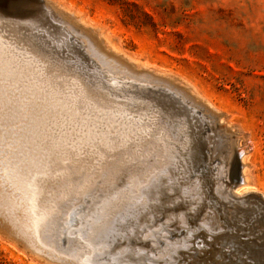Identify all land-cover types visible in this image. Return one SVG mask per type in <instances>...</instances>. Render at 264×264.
<instances>
[{
	"label": "rangeland",
	"instance_id": "rangeland-1",
	"mask_svg": "<svg viewBox=\"0 0 264 264\" xmlns=\"http://www.w3.org/2000/svg\"><path fill=\"white\" fill-rule=\"evenodd\" d=\"M48 1L52 5L53 3L57 5L59 10H62L67 16L70 15L68 19L74 24L72 26H77L74 28L67 26L65 28L66 25L63 23L65 20L63 18L61 19L58 13L51 11L45 5L47 13L43 16L44 18L30 16L29 18L23 19L25 29L20 31L19 35L15 38H6L5 43H8H3L5 45L0 44V48L3 47L4 53L0 49V60L2 61L0 62V76L3 78L9 77L8 79L5 78L7 81L0 77V81L2 78L0 83H3V86L0 85L2 88L4 87V89H0V92H2V94L0 93V98L4 99L5 104L9 106L5 105V108L1 107L0 109V116H2V113L3 117L5 116V119L0 117L2 119H0V126L2 125L0 128H3L0 129V147L8 141V143L6 142L4 144L6 147L3 145L4 149L3 147L2 149L0 148V152L4 150L2 151L3 155L0 153V159L3 162L5 158L8 159L7 162L5 160L4 164H8L9 159H12L9 163L11 162L10 164H13V167L10 164H6L7 168L5 170V165L0 160V170L2 169L0 177L3 176L0 178V183L3 182L1 183L2 185L5 182L2 187L4 188L5 185H8L5 187L7 190H5L7 192L9 191L8 193L11 191L15 199L20 194L24 199H27L33 191L35 180L40 178L48 163L50 164L52 162L56 166V170H62L65 165H68L69 169L67 170L66 176H63L61 179H56L57 181L55 180L53 183L52 191L54 190L56 205L49 213L50 215L48 214L45 218L40 236L43 246L49 248V245H51L50 247L53 248L56 254H61L60 258L61 256H63V259L68 258L71 264H193L186 261L188 256L191 255V252L193 250L201 252L211 243L209 241L210 235H212L211 233L215 229H222L219 216L213 209L215 205H219L218 203L221 200L224 201L227 197L222 195L217 189L219 188L217 179L225 175L228 178L227 175L228 171H230L231 163L234 162L236 157H239L240 162V157L242 156L245 164L243 174L247 179V186H249L248 188L254 189L255 192L243 191L247 187H241L238 183L236 187H233L234 190L232 188V192L236 193L233 194H238L239 196H246L250 193V195L256 196L264 195V0ZM8 12L0 9V15L4 14V18L10 16L8 18L13 20V13L9 12L8 14ZM79 26L82 29H92L91 34L93 35L94 33L93 36L98 40L101 37L100 41H102V46L106 48L104 49L106 53L112 54L111 50H109L112 49L116 51L113 52V57H116L115 53L121 55V58H118V55L116 57L118 60H121V63L123 62L122 64L120 63L121 65H118L119 68L116 65L118 63L114 64L111 59H109L108 64L104 61L102 64L99 61L96 62L92 52L87 48V43L84 42V38L78 32ZM26 36L30 37L36 46H40L43 49L40 50V53L44 56L45 60L53 68H56L62 73L61 75H57V79L67 77L66 79L75 80L77 78L80 82L86 83L85 86L91 95L100 99H107L110 103L104 104L97 101H89V103L92 102L93 104L87 103L88 105L86 106V97L84 100L85 103H83L84 101L77 100L71 88L72 86L69 84L70 82L68 80L66 82L65 79L58 80L59 82L57 81L55 83L52 82L53 86H50L44 80L46 70L42 65L46 61L44 62L40 58H37L34 51H31V47L25 44L23 38ZM9 44L10 46H7ZM25 52L26 54H24ZM27 54H29V57ZM2 55H4V59L1 57ZM21 56H24L25 60L27 57L29 60L35 57L33 59L37 61L35 62L33 60L35 62L33 63L32 60L28 62L29 60L27 59L24 65V57L21 58ZM16 58L17 60H14ZM21 60L23 61L21 62ZM3 62L5 63L3 64ZM124 63L131 69L125 67ZM128 63L132 64L134 68ZM9 64L10 66L13 64V67L8 68L7 66ZM15 64L18 65V68ZM122 67L123 71L121 70ZM19 68L23 70L21 71L22 73L20 72V75L18 73ZM12 69L18 70L13 71ZM125 70L129 71V74ZM130 70H134L140 77L137 75L132 76L133 72ZM27 72L31 75H26ZM35 74L41 80H44V83L47 82L45 83L46 85L38 77L36 79ZM39 74L42 75L40 76ZM124 75L126 76L124 77ZM141 75H145L143 79ZM147 75L151 76V79ZM154 75H157V77H154ZM136 76L137 78L135 79ZM161 77H164L162 81L165 80L170 83L173 81L174 85L176 83L178 87L187 89L198 100L201 99L211 111L207 112L203 110V107L196 105L189 97L185 96L176 88L164 85L160 80ZM155 78H159L160 81L158 82V79L155 80ZM165 78L169 80L167 81ZM17 80L20 83L22 82V84L25 81L24 87ZM15 81L17 84L14 83ZM38 81L42 84H39ZM10 85L14 87H10ZM16 85L18 86L15 87ZM35 85H37V91H35ZM38 85L39 87L42 85L40 87L41 89H39ZM45 86L47 88L50 87L48 91ZM42 87L43 93L45 92L44 94L40 92L42 91ZM53 89L54 91H51ZM13 91L14 93L17 92L16 95L18 98L20 97L19 99H15L16 95ZM30 91L33 92L31 93ZM53 92L58 94L60 98ZM66 93L69 94L65 95ZM21 94H23V98ZM31 94L36 99L32 98L33 96ZM54 95L59 100L55 99ZM12 96H15V98L12 99ZM42 96L44 98H41ZM105 96L106 98H104ZM37 97L39 100H37ZM29 98L34 99L37 102L36 105L39 107L36 108L35 101H31L32 99L30 100ZM65 99L68 100L65 101ZM25 100L28 101H26L27 103L30 100V104L33 103V105L25 103ZM43 102L50 106L54 104V106L52 108L50 106L47 107ZM79 102L81 104L83 103L84 106ZM14 103H16V106ZM22 104H26V110ZM41 104H43L42 107L44 106L46 110H43L44 108L42 109ZM14 106L18 109H14ZM29 106L31 107L30 109ZM74 107L78 112H74ZM48 108L54 110L52 111ZM36 110L39 112L37 113ZM13 111L17 112L14 113ZM10 112L12 113L10 114ZM35 113L40 118L39 120L34 116ZM49 114L53 117L51 118ZM27 115L29 116L27 117ZM6 116L10 119L6 120ZM34 117L37 119L35 120ZM68 117L70 120H68ZM4 121H9L10 124L12 122V126L9 122L4 123ZM21 123L22 125L20 126ZM84 123L88 125V127H85L88 131L84 128ZM3 124L6 126L9 125L5 127ZM17 124L20 127L24 125L22 127L24 129L21 130V128L13 126ZM74 124L79 125L75 126ZM60 126L62 129H60ZM5 128L8 130L7 132ZM225 128L228 129L226 130ZM95 129L98 134L95 133ZM70 130L74 131L71 133ZM11 133H13L14 137H12ZM16 133L19 136H16ZM47 135L49 136L48 138ZM111 135L113 136V138L111 137L112 139L110 138ZM222 137L225 138L223 139ZM65 142L66 144H64ZM40 143L41 145H39ZM117 144L120 147L116 150ZM229 144L232 146L230 147ZM111 145L113 148L115 147V151ZM42 146H46L44 147L45 149ZM51 147L53 148L51 149ZM62 148L63 150H61ZM55 150L58 152H54ZM81 150L85 152H81ZM168 150L169 152H166ZM26 151L27 153H25ZM201 151H203L202 155ZM62 153L64 154V159L62 158ZM73 153H76L75 157ZM83 153L86 154L84 158L82 157L84 155ZM22 154L25 158L22 157ZM41 154L42 156L40 157ZM89 155H91V158H89ZM15 157H20V159L18 160ZM76 158L78 159L76 160ZM125 158L127 163L123 160L121 161V159L125 160ZM35 159L36 161L39 160V163ZM99 159L102 160L99 162ZM20 160L22 162L24 160V162L22 163ZM34 163L36 164L34 165ZM155 163L160 165L158 166ZM20 164L22 167H20ZM81 164L82 168L79 170L74 169V167L80 166ZM104 164L105 166H102ZM24 167L26 168L25 170ZM37 167L40 170H37ZM151 168H154L153 172ZM9 169L11 170L9 171ZM15 170H17L16 173ZM18 170H24L23 172L29 174H22L20 171L21 174H19ZM9 172L10 174H8ZM14 173L16 177L12 176ZM29 175H32V179ZM8 176L14 178L9 177V179L7 178ZM17 177L21 178L15 179ZM22 178L23 181L21 180ZM14 181L15 183L18 182V184L15 185ZM21 185L23 188H21ZM82 185L86 186L83 187ZM7 187L11 189L8 190ZM29 190L30 192H28ZM241 193L243 194L241 195ZM14 195L17 196L15 197ZM85 196L86 201L83 200ZM57 197L59 198V202H57ZM18 199L16 200L18 201ZM18 202L15 204L23 205V202ZM27 203L29 202L26 201ZM221 206H223V203H221ZM227 207L225 208L228 209ZM12 210L14 211L13 214H11ZM14 213L17 212L11 207V210L10 208L8 210V215L6 213L3 217L9 220L13 216L12 220L17 221L15 219L19 214L17 213L16 215ZM198 215L199 217L197 218ZM4 218L0 217V221ZM244 225L239 223L237 230H242L243 227L245 229ZM4 227L5 225L1 221L0 264H65L61 260L62 258H55L54 255L51 257L56 261H52L48 251L45 252L46 250H41L38 247L28 246L25 242L23 243L21 238L17 240L18 238L14 237V240L12 236L8 237L5 234ZM259 227V230L254 231V229H251L245 232V243L248 242L249 247H241L244 250L254 247V252L252 249L251 251H246L247 253L252 252L253 264H264V227ZM237 230H234V232ZM198 233H202L203 239L206 238L205 242L198 236ZM227 243L222 242L215 250L213 248L215 257L222 258L221 253L226 256V259L235 257L233 253L235 249H233L230 242ZM43 253H47L48 255L44 256ZM226 259L220 260V263L223 264L226 262ZM226 263L233 264L234 261L230 259Z\"/></svg>",
	"mask_w": 264,
	"mask_h": 264
},
{
	"label": "bare ground",
	"instance_id": "bare-ground-1",
	"mask_svg": "<svg viewBox=\"0 0 264 264\" xmlns=\"http://www.w3.org/2000/svg\"><path fill=\"white\" fill-rule=\"evenodd\" d=\"M46 1V6H48L49 7V9L51 10V11H53V12H55V13H58L60 16H61V19L63 18V20H65V22H63V23H65V25H66V27L65 28H67V26L68 27H70V26H72V25H74L72 22H70V20L68 19V16H70V15H66V13H63L62 12V10H59V7L57 6V5H55L54 3H53V5H52V3L50 2V1H48V0H45ZM4 12H6V11H4ZM9 12H11V13H13V15H14V18H13V20H10L9 18H4L5 17V15L4 14H2V15H0V44H3V43H5V41H6V38H9V37H13V38H15V37H17L18 35H19V32L20 31H23L24 29H25V23H23V19H25V18H29L30 16H25V15H22V16H19V15H16L15 14V12H13V11H10L9 10ZM9 12H8V14H9ZM68 14V13H67ZM55 15V14H54ZM4 16V17H3ZM54 17V16H53ZM52 17V18H53ZM58 17V16H57ZM60 18V17H59ZM71 18V17H70ZM72 19V18H71ZM72 21H73V19H72ZM57 23H59L58 21H57ZM75 26H77V25H75ZM74 26V27H75ZM85 26V25H84ZM44 27V26H43ZM73 27V26H72ZM73 27V28H74ZM81 27H83V26H81ZM86 27V26H85ZM77 28V27H76ZM79 28V31L78 32H80V34L82 35V38H84V42H86L87 43V48H88V50H90L91 52H92V54H93V57L96 59V62L97 61H99V62H101V64H102V62L104 61V62H106V64H108V62H109V59H111V61L115 64V63H118V64H116L117 66L121 63V60H118L116 57H117V55L118 54H116L115 53V55H116V57H113V55H114V53L113 52H116V51H114V50H112V49H109V50H111V52H112V54H109V53H106L105 51H104V49H106V48H104V46H102V41H100L101 40V37H99L100 38V40H98L95 36H93L94 35V33H93V35L91 34L92 33V29H82V28H80V26L78 27ZM69 31H70V29H69ZM69 31H68V33H69ZM72 31V30H71ZM75 33V32H74ZM73 33V34H74ZM24 34V33H23ZM72 34V33H71ZM28 35V34H27ZM77 36V35H76ZM97 36V35H96ZM28 36H26V37H24L23 39L25 40V44L26 45H29V47H31V51L33 52L34 51V53H35V55H37V58H40L42 61H46L45 63H43V67H44V69L46 70V77H45V79L44 80H46L49 84H50V86H53L52 84L53 83H55V82H57L58 80H66V82H67V80L70 82L69 84L72 86H70L72 89H73V91H74V93H75V98H77V100H81L82 102L85 100V97H86V103H85V101L83 102V103H85L86 104V106L88 105L87 103H89V101H97V102H99V103H104V104H109L110 103V101L109 100H107V99H100V98H98V97H95L94 95H91L89 92H88V89L86 88V86H85V84L86 83H84V82H80L77 78L75 79V80H73V79H66V78H61V79H57L56 77H57V75H61L62 73L61 72H59L56 68H53V66L49 63V62H47V60H45V58H44V56H42V54L40 53V50L42 49L40 46H36L34 43H33V41L30 39V37H28ZM80 37V36H79ZM11 39V38H10ZM82 41V40H81ZM10 42H12V41H10ZM104 42V41H103ZM6 43H8V42H6ZM5 43V44H6ZM5 44H3V45H5ZM12 45V44H11ZM16 45V44H15ZM82 45V44H81ZM84 45V44H83ZM104 45V44H103ZM7 46H10V44L9 45H7ZM6 46V47H7ZM17 46V45H16ZM59 46H61V45H59ZM11 48H12V46H11ZM16 48V47H15ZM15 48H13V49H15ZM18 48V47H17ZM109 48H111V47H109ZM0 49H2V53H3V47H1ZM7 49V48H6ZM10 49V48H9ZM24 49V48H23ZM28 50V49H27ZM43 50V49H42ZM80 50V49H79ZM11 51H13V50H11ZM16 51V50H15ZM14 51V52H15ZM24 51V50H23ZM89 51V52H90ZM31 52V53H32ZM110 52V51H109ZM110 52V53H111ZM6 53H8V52H6ZM5 53V54H6ZM16 53H17V51H16ZM82 53V52H81ZM4 54V53H3ZM24 54H26V52L24 53ZM12 55H13V53H12ZM22 55V54H21ZM28 55V57H29V54H27ZM31 56V55H30ZM33 56V55H32ZM111 56H112V58H111ZM1 57H3V59H4V55H2ZM10 57V56H9ZM12 57V56H11ZM16 57V56H15ZM24 57V56H23ZM22 56H21V58H23ZM27 57V56H26ZM28 57H27V59H28ZM90 57H91V55H90ZM89 57V58H90ZM121 58V55H118V58ZM6 58V57H5ZM14 58V57H13ZM18 58V57H17ZM17 58L16 59H14V60H17ZM33 58H35V57H33ZM30 59V60H34V59ZM50 58V57H49ZM48 58V59H49ZM72 58V57H71ZM1 59V58H0ZM9 59V58H8ZM19 59H20V57H19ZM18 59V60H19ZM27 59L25 60V57L23 58V60L25 61V63L23 62V64L25 65L26 64V61H27ZM91 59H93V58H91ZM123 59V58H122ZM23 60H21V62L23 61ZM29 60V59H28ZM30 60L28 61V62H30ZM124 60V59H123ZM6 61H8V60H6ZM5 61V62H6ZM35 61V60H34ZM33 61V63H35ZM124 61H126V60H124ZM0 62H2L1 60H0ZM5 62H3V64L5 63ZM11 62V61H10ZM9 62V63H10ZM19 62V61H18ZM17 62V63H18ZM27 62V63H28ZM69 62V61H68ZM73 62H75V61H73ZM95 62V63H96ZM15 63H16V61H15ZM32 63V64H33ZM111 63V62H110ZM123 63V62H122ZM121 63V64H122ZM11 64V63H10ZM10 64L7 66L8 68L9 67H11L10 66ZM120 64V65H121ZM129 64V63H128ZM16 65V64H15ZM31 65V64H30ZM34 65V64H33ZM32 65V66H33ZM38 65V64H37ZM88 65V64H87ZM109 65H111V64H109ZM129 65H131L132 66V64H129ZM133 65H135V64H133ZM36 66V65H35ZM101 66V65H100ZM124 66L125 67H128L129 69H131L129 66H127V65H125V63H124ZM13 67V66H12ZM11 67V68H12ZM16 67L18 68V65H16ZM22 67V66H21ZM20 67V68H21ZM26 67V66H25ZM28 67V66H27ZM34 67V66H33ZM33 67H31V68H33ZM108 67H110V66H108ZM124 67V68H125ZM133 68H134V66H132ZM5 68V67H4ZM7 68V69H8ZM19 68V70L18 69H15V70H18L17 72L19 73V75L22 73L21 71H23V70H21ZM24 68V67H23ZM22 68V69H23ZM41 68V67H40ZM75 68V67H74ZM101 68V67H100ZM99 68V69H100ZM110 68H112V67H110ZM113 68H115L114 66H113ZM118 68H119V66H118ZM138 68V67H137ZM136 68V69H137ZM3 69V68H2ZM14 69V68H13ZM12 69V70H13ZM34 69H35V67H34ZM34 69H32V70H34ZM39 69V68H38ZM98 69V68H97ZM126 69V68H125ZM141 69V68H140ZM143 69V68H142ZM15 70H13V71H15ZM36 70V69H35ZM77 70V69H76ZM113 70V69H112ZM111 70V71H112ZM118 70V69H117ZM120 70V69H119ZM122 71H123V67H122V69H121ZM2 71V70H1ZM4 71V70H3ZM6 71V70H5ZM8 71V70H7ZM10 71V70H9ZM31 71V70H30ZM29 71V72H30ZM114 71V70H113ZM125 71H127V70H125ZM131 71V70H130ZM141 71V70H140ZM143 71H145V70H143ZM21 72V73H20ZM34 72V71H33ZM129 71H127V73H128ZM131 72H133V75L132 76H134V75H137V73L136 72H134V70L133 71H131ZM147 72V71H146ZM1 73V72H0ZM5 73V72H4ZM9 73H11V72H9ZM14 73H16V72H14ZM17 73V74H18ZM31 73H32V71H31ZM125 73V72H124ZM144 73V72H143ZM147 73H149V72H147ZM151 73V72H150ZM149 73V74H150ZM31 75L30 73H28L27 72V74L26 75ZM43 74V73H42ZM41 74V75H42ZM65 74H66V72H65ZM126 74V73H125ZM129 74V73H128ZM138 74H139V72H138ZM152 74V73H151ZM1 75V74H0ZM7 75V74H6ZM9 75H11V74H9ZM13 75V74H12ZM18 75V76H19ZM32 75H33V73H32ZM40 75V74H39ZM40 75V76H41ZM85 75V74H84ZM116 75V74H115ZM118 75V74H117ZM119 75H121V74H119ZM8 76V75H7ZM16 76V75H15ZM22 76V75H21ZM35 76H36V79H37V77L39 78V76H37L36 74H35ZM43 76H44V74H43ZM64 76V75H63ZM71 76V75H70ZM76 76V75H75ZM126 75H124V77H125ZM138 77H140L139 75H137ZM137 76L135 77V79L137 78ZM142 76V79H143V77L145 76H143V75H141ZM147 76H149V75H147ZM0 77H2V76H0ZM25 77V76H24ZM29 77V76H28ZM62 77V76H61ZM103 77V76H102ZM115 77V76H114ZM150 77V79H151V76H149ZM154 77H157V75L155 76L154 75ZM160 77V76H159ZM3 78V77H2ZM2 78H1V81H2ZM6 78V77H5ZM3 78L4 80H6V79H8V78ZM27 78V77H26ZM32 78H34V77H32ZM42 78V77H41ZM73 78V77H72ZM119 78V77H118ZM130 78V77H129ZM128 78V79H129ZM162 78H164V77H161V82L164 84V85H168V86H170V87H173V88H176L178 91H180V92H182L185 96H187V97H189L196 105H200V107H203L204 109L203 110H205V111H211L210 110V108H208V107H206L205 106V104H204V102H202V100L201 99H197L196 98V96L194 97V95L191 93V92H189L187 89H184L183 87L181 88L180 86L178 87L177 85H176V83H175V85H174V82L173 81H171V79H170V81L173 83H170V82H166L165 80L164 81H162ZM13 79V78H12ZM24 80H25V78H23ZM29 79V78H28ZM40 79V78H39ZM148 79V78H147ZM146 79V80H147ZM153 79V78H152ZM156 79H158V82L160 81L159 80V78H155V80ZM166 79V78H165ZM11 80V79H10ZM14 80V79H13ZM13 80H12V82H13ZM41 80V79H40ZM44 80H41L43 83H44ZM122 80V79H121ZM145 80V79H144ZM167 81L169 80V79H166ZM0 81V82H1ZM7 81V80H6ZM18 81V80H17ZM19 81H20V79H19ZM18 81V82H19ZM22 81V80H21ZM37 81V80H36ZM123 81V80H122ZM134 81V80H133ZM151 81H153V80H151ZM3 82H5V81H3ZM11 82V81H10ZM11 82V83H12ZM24 83L22 84V82L20 83V85L21 86H23V85H25V81H23ZM29 82V81H28ZM27 82V83H28ZM39 82V84H42V83H40V81H38ZM47 82H45V83H47ZM53 82V83H52ZM59 82V81H58ZM65 82V83H66ZM95 82V81H94ZM126 82V81H125ZM14 83H16V81L14 82ZM18 83V84H19ZM44 83V84H45ZM62 83H63V81H62ZM89 83V82H88ZM98 83V82H97ZM132 83V82H131ZM1 84V83H0ZM3 84V83H2ZM1 84V85H2ZM5 84H8V83H5ZM4 84V85H5ZM17 84V83H16ZM36 84H38V83H36ZM150 84V83H149ZM1 85H0V89L2 88L1 87ZM28 85V84H27ZM46 85V84H45ZM48 85V84H47ZM179 85V84H178ZM3 86V85H2ZM6 86V85H5ZM18 85H16L15 87H17ZM33 86V85H32ZM36 87H34L35 89V91H37L38 89H37V85H35ZM42 86V85H41ZM40 86V87H41ZM60 86H62V85H60ZM154 86V85H153ZM157 87H158V85H156ZM155 86V87H156ZM8 87V86H7ZM10 87H14L13 85L11 86L10 85ZM24 87V86H23ZM28 87V86H27ZM29 87H30V84H29ZM38 87H39V85H38ZM39 87V89H41ZM46 87V86H45ZM54 87H55V85H54ZM57 87V86H56ZM67 87H69V86H67ZM117 87V86H116ZM161 87V86H160ZM164 87V86H163ZM31 88V87H30ZM48 88H50V87H48ZM48 88L46 87V89H47V91H48ZM63 88V87H62ZM98 88V87H97ZM112 88V87H111ZM122 88V87H121ZM165 88V87H164ZM2 89H4V87L2 88ZM1 89V90H2ZM6 89H8V88H6ZM14 89V88H13ZM28 89V88H27ZM26 89V90H27ZM45 89V88H44ZM59 89H60V87H59ZM66 89V88H65ZM68 89V88H67ZM0 90V91H1ZM19 90V89H18ZM18 90H17V92H18ZM30 90H32V89H30ZM62 90V89H61ZM61 90H59V91H61ZM63 90H64V88H63ZM113 90V89H112ZM7 91V90H6ZM23 91V90H22ZM21 91V92H22ZM44 91H46V90H44ZM51 91H54V89L53 90H51ZM50 91V92H51ZM72 91V92H73ZM3 92H5L4 90H3ZM8 92V91H7ZM12 92V91H11ZM10 92V93H11ZM17 92L16 93H14V91H13V93L16 95L17 94ZM27 92V91H26ZM26 92H24V93H26ZM31 92V91H30ZM30 92H28V93H30ZM33 92V91H32ZM31 92V93H32ZM42 94H44L43 93V87H42V91H40ZM56 92V91H55ZM55 92H53V93H55ZM62 92H64V91H62ZM133 92H134V90H133ZM1 94H2V92H0ZM19 93H20V91H19ZM23 93V94H24ZM39 93V92H38ZM37 93V94H38ZM41 93H40V95H41ZM56 93H58V92H56ZM55 93V94H56ZM190 93H191V95H190ZM4 94V93H3ZM12 94V93H11ZM10 94V95H11ZM23 94H21L22 95V98H23ZM34 94V93H33ZM36 94V95H37ZM59 94V93H58ZM58 94H56L57 96H58ZM61 94V93H60ZM64 94V93H63ZM69 94V93H68ZM67 93L65 94V95H68ZM72 94V93H71ZM9 95V96H10ZM28 95V94H27ZM35 95V96H36ZM50 95V94H49ZM56 95H54V98L56 97ZM62 95V94H61ZM7 96V95H6ZM24 96H26V95H24ZM31 96H33L32 94H31ZM37 96H39V95H37ZM53 96V95H52ZM183 96V95H182ZM4 97V96H3ZM28 97V96H27ZM46 97V96H45ZM59 97V96H58ZM65 97H67V96H65ZM70 97V96H69ZM6 98V97H5ZM13 98H15V96L13 97L12 96V99ZM18 97H17V95H16V98L15 99H17ZM20 98V97H19ZM18 98V99H19ZM32 98H34V99H36V97H32ZM31 98V99H32ZM41 98H44L43 96L41 97ZM40 98V99H41ZM49 98H50V96H49ZM48 98V99H49ZM52 98V97H51ZM60 98V97H59ZM61 98H63V97H61ZM104 98H106V96L104 97ZM2 98H0V109H1V107H3V108H5L4 106L5 105H7V104H5V101H4V99H2ZM7 99V98H6ZM5 99V100H6ZM8 99H9V97H8ZM25 99V98H24ZM27 99V98H26ZM30 99V98H29ZM30 99V100H31ZM34 99H32L31 101H33ZM47 99V98H46ZM55 99H57V98H55ZM74 99V98H73ZM22 100V99H21ZM28 100V99H27ZM27 100H25V103H27L28 101ZM30 100H29V103H27V104H30ZM37 100H39L38 99V97H37ZM45 100V99H44ZM50 100V99H49ZM57 100H59V99H57ZM63 100V99H62ZM68 100V99H67ZM66 99H65V101H67ZM111 100V99H110ZM118 100V99H117ZM200 100H201V102H200ZM11 101V100H10ZM14 101V100H13ZM27 101V102H26ZM35 101V100H34ZM33 101V102H34ZM46 101V100H45ZM76 101V100H75ZM74 101V102H75ZM133 101V100H132ZM6 102H8L9 104H10V102L8 101V100H6ZM12 102V101H11ZM21 102H23V101H21ZM39 102V101H38ZM41 102V101H40ZM47 102H49V101H47ZM59 102V101H58ZM63 102V101H62ZM62 102H60L61 104H62ZM117 102V101H116ZM17 103V102H16ZM16 103H14L15 104V106H16ZM35 103V106H36V108L37 107H39V106H37L36 104H37V102L35 101L34 102ZM44 103V102H43ZM73 103V102H72ZM76 103V102H75ZM80 103V102H79ZM78 103V104H79ZM82 103V104H83ZM91 104H93L92 102H90ZM89 103V104H90ZM13 104V103H12ZM19 104V103H18ZM44 104H46V103H44ZM50 104V103H49ZM67 104V103H66ZM65 104V105H66ZM71 104V103H70ZM74 104V103H73ZM81 104V103H80ZM81 104V105H82ZM103 104V105H104ZM135 104V103H134ZM11 105V104H10ZM30 105H33V103L32 104H30ZM39 105H40V103H39ZM42 105L43 104H41V107H42ZM56 105H59V104H56ZM80 105V106H81ZM100 105V104H99ZM8 106V105H7ZM14 106V107H15ZM22 106H26V104H22ZM46 106L48 107V106H50V105H47L46 104ZM52 106H54V104H52ZM52 106H50L51 108H52ZM74 106H75V104H74ZM83 106H84V104H83ZM97 107H99L98 105H96ZM105 106V105H104ZM118 106V105H117ZM9 107V106H8ZM12 107H13V105H12ZM19 107H20V105H19ZM33 107V106H32ZM41 107H40V109H41ZM58 107V106H57ZM60 107H61V105H60ZM71 107H73V106H71ZM76 107H77V105H76ZM89 107H90V105H89ZM94 107V106H93ZM131 107V106H130ZM197 107H199V106H197ZM199 107V108H200ZM3 108H2V110H3ZM11 108V107H10ZM17 107H15L14 109H16ZM26 108L27 107H25V110H26ZM31 107L29 106V109H30ZM34 108V107H33ZM32 108V109H33ZM44 108V106L42 107V109ZM50 108V109H51ZM55 108V107H54ZM59 108V107H58ZM103 108V107H102ZM105 108V107H104ZM108 108V107H107ZM110 108V107H109ZM125 108V107H124ZM128 108V107H127ZM18 109V108H17ZM21 109H22V107H21ZM28 109V110H29ZM39 109V108H38ZM41 109V110H42ZM49 109V108H48ZM49 109V110H50ZM64 109V108H63ZM62 109V110H63ZM79 109V108H78ZM82 109H84V108H82ZM90 109V108H89ZM92 109H95V108H92ZM97 109V108H96ZM99 109V108H98ZM13 110V109H12ZM25 110H22V111H25ZM28 110H27V112H28ZM43 110H46L45 108L43 109ZM52 110V109H51ZM54 110V109H53ZM52 110V111H53ZM58 110V109H57ZM66 110V109H65ZM64 110V111H65ZM73 110V109H72ZM74 110H75V107H74ZM73 110V111H74ZM87 110V109H86ZM91 110V109H90ZM90 110H87V111H90ZM102 110V109H101ZM105 110H106V108H105ZM115 110H116V108H115ZM127 110V109H126ZM197 110V109H196ZM203 110H202V112H203ZM37 111V110H36ZM35 111V112H36ZM55 111H56V108H55ZM84 111V110H83ZM109 111H110V109H109ZM117 111V110H116ZM122 111V110H121ZM131 111V110H130ZM153 111V110H152ZM1 112V111H0ZM4 112V111H3ZM8 112H9V109H8ZM14 113L15 112H17V111H13ZM39 111H37V113H38ZM42 112V111H41ZM40 112V113H41ZM46 112V111H45ZM60 112V111H59ZM74 112H78V111H74ZM119 112V111H118ZM5 113H6V111H5ZM5 113H4V115H5ZM12 112H10V114H11ZM20 113H22V112H20ZM30 114H31V112H29ZM39 113V114H40ZM49 113V112H48ZM69 113V112H68ZM72 113V112H71ZM89 113V112H88ZM97 113V112H96ZM99 113H101V112H99ZM103 113V112H102ZM116 113V112H115ZM126 113V112H125ZM132 113V112H131ZM10 114H8V115H10ZM16 114H18V113H16ZM15 114V115H16ZM23 114V113H22ZM25 114H26V112H25ZM28 114V113H27ZM38 114V115H39ZM43 114V113H42ZM46 114H47V112H46ZM53 114V113H52ZM59 114V113H58ZM64 114H66V113H64ZM75 114H77V113H75ZM107 114V113H106ZM105 114V116H107ZM120 114V113H119ZM204 114H205V112H204ZM207 114V113H206ZM211 114V113H210ZM1 115V114H0ZM41 115V114H40ZM48 115V114H47ZM50 115V114H49ZM55 115V114H54ZM212 115V114H211ZM13 116V115H12ZM19 116V115H18ZM20 116L22 117V115L20 114ZM23 116H24V114H23ZM29 115H27V117H28ZM30 116H32V115H30ZM35 117H37L36 116V113H35V115H34ZM51 116V115H50ZM49 116V117H50ZM57 116V115H56ZM59 116V115H58ZM67 116H68V114H67ZM70 116V115H69ZM73 117H74V115H72ZM100 116V115H99ZM113 116V115H112ZM139 116V115H138ZM156 116V115H155ZM218 116V115H217ZM0 117H3V113H2V116H0ZM14 117V116H13ZM12 117V118H13ZM21 117H20V119H21ZM34 117V118H35ZM40 117V116H39ZM42 117V116H41ZM53 116H51V118H52ZM101 117V116H100ZM110 117V116H109ZM123 117V116H122ZM125 117H126V114H125ZM212 117V116H211ZM216 117V116H215ZM11 118V119H12ZM19 118V117H18ZM17 118V119H18ZM31 118V117H30ZM38 118V117H37ZM37 118H35V120L37 119ZM66 118V117H65ZM69 118V117H68ZM79 118V117H78ZM108 118V117H107ZM120 118V117H119ZM216 118H218V117H216ZM1 119V118H0ZM2 119H5V116L2 118ZM1 119V120H2ZM9 120L10 118H8V116H6V120ZM14 119V118H13ZM12 119V120H13ZM16 119V118H15ZM32 119V118H31ZM40 118H38V120H39ZM42 119V118H41ZM74 119V118H73ZM76 119V118H75ZM125 119V118H124ZM35 120H33V121H35ZM38 120H37V122H38ZM43 120V119H42ZM51 120V119H50ZM60 120V119H59ZM68 120H70V118L68 119ZM77 120V119H76ZM80 120H82V119H80ZM88 120V119H87ZM90 120V119H89ZM120 120H121V118H120ZM128 120V119H127ZM126 120V121H127ZM138 120V119H137ZM150 120V119H149ZM215 120V119H214ZM218 120V119H217ZM11 121V120H10ZM30 121V120H29ZM41 121V120H40ZM67 121V120H66ZM91 121V120H90ZM89 121V122H90ZM96 121V120H95ZM9 122V121H8ZM7 121L5 122L4 121V123H8ZM13 122H14V120H13ZM16 122H18L17 120H16ZM26 122V121H25ZM24 122V123H25ZM44 122V121H43ZM57 122V121H56ZM71 122H73L72 120H71ZM75 123H76V121H74ZM80 122V121H79ZM83 122H84V120H83ZM115 122H117V121H115ZM215 122H217V121H215ZM3 123V122H2ZM1 123V124H2ZM28 123V122H27ZM30 123H31V121H30ZM52 123V122H51ZM69 123H70V121H69ZM69 123H68V125H69ZM81 123V122H80ZM79 123V124H80ZM117 123H119V122H117ZM125 123V122H124ZM129 123V122H128ZM127 123V124H128ZM130 123H131V121H130ZM133 123V122H132ZM147 123V122H146ZM9 124H10V122H9ZM8 124V125H9ZM11 124H12V122H11ZM10 124V125H11ZM15 124V123H14ZM29 124V123H28ZM62 124V123H61ZM71 124V123H70ZM78 124V125H79ZM85 124V123H84ZM90 124H93V123H90ZM103 124V123H102ZM134 124V123H133ZM142 124V123H141ZM217 124V123H216ZM3 125H5V124H3ZM7 125V126H8ZM22 125V123L20 124V126ZM33 125V124H32ZM35 125H37V124H35ZM42 125V124H41ZM60 125V124H59ZM72 125V124H71ZM75 125V124H74ZM77 125V124H76ZM75 125V126H76ZM77 125V126H78ZM81 125V124H80ZM83 125V124H82ZM97 125V124H96ZM107 125V124H106ZM119 125V124H118ZM124 125V124H123ZM145 125V124H144ZM156 125V124H155ZM2 126V125H1ZM0 126V127H1ZM6 125H5V127H7ZM12 126V125H11ZM13 126H17V127H19V128H21V130L22 129H24V128H22V127H20V126H18V124L17 125H13ZM26 126H27V124H26ZM62 126V125H61ZM60 126V127H61ZM70 126V125H69ZM88 127V125L87 124H85V126H84V128L85 127ZM116 126V125H115ZM10 127V126H9ZM9 127H8V130H9ZM39 127V126H38ZM41 127V126H40ZM42 127H43V125H42ZM67 127V126H66ZM81 127V126H80ZM91 127H92V125H91ZM94 127H97V126H94ZM93 127V128H94ZM99 127H100V125H99ZM124 127V126H123ZM141 127V126H140ZM212 127V126H211ZM215 127V126H214ZM221 127V126H220ZM13 128V127H12ZM34 128V127H33ZM68 128V127H67ZM72 128V127H71ZM70 128V129H71ZM76 128V127H75ZM92 128V129H93ZM113 128V127H112ZM154 128V127H153ZM184 128V127H183ZM0 129H3V128H0ZM10 129H11V127H10ZM17 129V128H16ZM26 129V128H25ZM31 129V128H30ZM47 129V128H46ZM59 129V128H58ZM60 129H62V127L60 128ZM65 129V128H64ZM69 129V128H68ZM67 129V130H68ZM86 129V128H85ZM97 129H99V128H97ZM101 129V128H100ZM118 129H119V127H118ZM226 129V128H225ZM228 129V128H227ZM226 129V130H227ZM8 130H6V128H5V131L7 132ZM13 130H14V128H13ZM28 130V129H27ZM27 130H26V132H27ZM66 130V131H67ZM77 130H80V129H77ZM87 130V129H86ZM96 130V129H95ZM16 131V130H15ZM25 131V130H24ZM42 131V130H41ZM59 131V130H58ZM71 131V130H70ZM74 131V130H73ZM73 131H71V133L73 132ZM88 131V130H87ZM132 131V130H131ZM147 131V130H146ZM222 131V130H221ZM229 131V130H228ZM1 132H2V130H1ZM21 132V131H20ZM68 132V131H67ZM95 132V131H94ZM109 132H110V130H109ZM185 132V131H184ZM22 133V132H21ZM20 133V134H21ZM24 133V132H23ZM34 133V132H33ZM38 133V132H37ZM43 133V132H42ZM87 133V132H86ZM95 133H97V130H96V132ZM95 133H94V135H95ZM101 133V132H100ZM99 133V134H100ZM103 133V132H102ZM116 133H118V132H116ZM139 133H141V132H139ZM6 134V133H5ZM12 134V137H14L13 136V133H11ZM26 134V133H25ZM27 134H30V133H27ZM67 134V133H66ZM65 134V135H66ZM80 134V133H79ZM98 134V133H97ZM107 134V133H106ZM119 134V133H118ZM118 134H117V136H118ZM2 135H3V133H2ZM18 134L16 133V136H17ZM39 135H40V133H39ZM46 135V134H45ZM62 135V134H61ZM61 135H60V137H61ZM68 135V134H67ZM74 135V134H73ZM116 135V134H115ZM139 135V134H138ZM202 135V134H201ZM226 135V134H225ZM225 135H223V136H225ZM0 136H1V133H0ZM15 136V137H16ZM19 136V135H18ZM24 136V135H23ZM23 136H21V137H23ZM31 136V135H30ZM41 136H42V134H41ZM100 136V135H99ZM120 136V135H119ZM122 136V135H121ZM228 136V135H227ZM3 137V136H2ZM2 137H1V139H2ZM28 137V136H27ZM27 137H25V138H27ZM44 137V136H43ZM49 136L47 135V138H48ZM59 137V136H58ZM74 137H76V136H74ZM105 137V136H104ZM113 138V136L111 135L110 136V138ZM229 137V136H228ZM227 137V139H229ZM6 138V137H5ZM38 138V137H37ZM52 138V137H51ZM54 138V137H53ZM67 138V137H66ZM71 138V137H70ZM78 138V137H77ZM90 138V137H89ZM101 138H103V137H101ZM111 138V139H112ZM117 138V137H116ZM148 138V137H147ZM223 139L225 138V137H222ZM13 139V138H12ZM29 139V138H28ZM27 139V140H28ZM31 139V138H30ZM33 139V138H32ZM74 139V138H73ZM72 139V140H73ZM231 139H232V137H231ZM44 140V139H43ZM48 140V139H47ZM47 140H45V141H47ZM74 140H76V139H74ZM114 140V139H113ZM120 140H122V139H120ZM140 140V139H139ZM3 141V140H2ZM1 141V142H2ZM14 141V140H13ZM26 141V140H25ZM41 141V140H40ZM50 141H51V139H50ZM56 141H58V140H56ZM61 141V140H60ZM90 141V140H89ZM107 141H108V138H107ZM117 141V140H116ZM144 141V140H143ZM157 141V140H156ZM183 141V140H182ZM228 141H230V140H228ZM3 142H5V141H3ZM7 143H8V141H6ZM5 142V143H6ZM29 142V141H28ZM32 142H33V140H32ZM76 142V141H75ZM110 142H111V140H110ZM119 142V141H118ZM117 142V143H118ZM4 143V144H5ZM15 143V142H14ZM24 143V142H23ZM39 143V142H38ZM48 143H50V142H48ZM55 143V142H54ZM53 143V144H54ZM58 143H60V142H58ZM61 143H62V141H61ZM92 143V142H91ZM93 143H94V141H93ZM183 143H185V142H183ZM4 144H2L1 146L3 147V145ZM13 144V143H12ZM17 144V143H16ZM30 144V143H29ZM34 144V143H33ZM57 144V143H56ZM64 144H66V142L64 143ZM68 144V143H67ZM80 144V143H79ZM86 144V143H85ZM100 144V143H99ZM112 144V143H111ZM114 144V143H113ZM121 144V143H120ZM175 144V143H174ZM227 144V143H226ZM232 144V143H231ZM7 145V144H6ZM26 145V144H25ZM39 145H41V143L39 144ZM43 145H44V142H43ZM47 145H49V144H47ZM62 145V144H61ZM71 145H72V143H71ZM93 145V144H92ZM94 145H95V143H94ZM101 145H102V143H101ZM115 145H116V143H115ZM114 145V146H115ZM118 146H117V148H116V150L118 149V147H120L119 146V144H117ZM5 146V145H4ZM24 146V145H23ZM27 146V145H26ZM26 146H24V147H26ZM33 146H35V145H33ZM50 146H52L51 145V143H50ZM85 146V145H84ZM86 146H88V145H86ZM108 146V145H107ZM112 146V145H111ZM229 146L231 147L232 145H230L229 144ZM2 147H0L1 149H2ZM6 147V146H5ZM29 147V146H28ZM32 147V146H31ZM43 147V146H42ZM44 147H46V146H44ZM43 147V148H44ZM49 147V146H48ZM47 147V148H48ZM57 147V146H56ZM65 147H67V146H65ZM76 147H78V146H76ZM95 147H96V145H95ZM102 147V146H101ZM167 147V146H166ZM180 147V146H179ZM228 147V146H227ZM9 148H10V146H9ZM33 148V147H32ZM35 148V147H34ZM37 148H39V147H37ZM46 148V149H47ZM53 147H51V149H52ZM84 148V147H83ZM87 148V147H86ZM97 148V147H96ZM95 148V149H96ZM99 148V147H98ZM105 148V147H104ZM112 148H113V146H112ZM115 148V147H114ZM114 148H113V150H114ZM124 148V147H123ZM122 148V149H123ZM238 148V147H237ZM3 149H4V147H3ZM6 149H8V148H6ZM45 149V148H44ZM50 149V150H51ZM58 149V148H57ZM56 149V150H57ZM65 149V148H64ZM79 149V148H78ZM101 149V148H100ZM110 149V148H109ZM230 149V148H229ZM241 149V148H240ZM24 150V149H23ZM27 150V149H26ZM42 151H43V149H41ZM56 150L54 151V152H56ZM61 150H63V148L61 149ZM67 150V149H66ZM84 150V149H83ZM83 150H81V152L83 151ZM102 151H103V149H101ZM108 150V149H107ZM124 151H125V149H123ZM159 150V149H158ZM2 151H4V150H2ZM2 151L0 152V153H2ZM9 151H10V149H9ZM21 151V150H20ZM37 151V150H36ZM38 151H39V149H38ZM69 151V150H68ZM90 151V150H89ZM115 151V150H114ZM171 151V150H170ZM5 152H6V150H5ZM4 152V153H5ZM31 152V151H30ZM35 152V151H34ZM41 152V151H40ZM46 152V151H45ZM44 152V153H45ZM48 152V151H47ZM51 152V151H50ZM58 152V151H57ZM56 152V153H57ZM62 152V151H61ZM72 152H74V151H72ZM83 152H85V151H83ZM104 152V151H103ZM128 152V151H127ZM131 152V151H130ZM166 152H169V150L168 151H166ZM224 152V151H223ZM235 152V151H234ZM237 152H238V150H237ZM17 153V152H16ZM25 153H27V151L25 152ZM32 153V152H31ZM43 153V152H42ZM89 153H91V152H89ZM99 153H101V152H99ZM105 153V152H104ZM111 153V152H110ZM137 153V152H136ZM145 153V152H144ZM155 153V152H154ZM158 153V152H157ZM156 153V154H157ZM164 153V152H163ZM243 153V152H242ZM7 154V153H6ZM6 154H5V156H6ZM14 154V153H13ZM20 154V153H19ZM55 154V153H54ZM58 154H60V153H58ZM67 154V153H66ZM74 154V153H73ZM76 154V153H75ZM75 154L73 155L74 157H75ZM84 155L82 156L83 158H84V156L86 155L85 153H83ZM92 154H93V152H92ZM91 154V155H92ZM106 154H108L107 152H106ZM142 154V153H141ZM235 154H237V153H235ZM1 155V154H0ZM2 155H3V153H2ZM9 155V154H8ZM23 155V154H22ZM26 155H28V154H26ZM36 155V154H35ZM63 153H62V158L64 159V157H63ZM68 155V154H67ZM71 155V154H70ZM81 155V154H80ZM79 155V156H80ZM91 155H89L90 157L89 158H91ZM94 155V154H93ZM102 155H104V154H102ZM101 155V156H102ZM162 155V154H161ZM209 155V154H208ZM229 155V154H228ZM240 156H241V154H239ZM5 156H4V158H5ZM14 156H15V154H14ZM17 156V155H16ZM39 156V155H38ZM42 156V154L40 155V157ZM48 156V155H47ZM47 156H46V159H47ZM50 156V155H49ZM146 156V155H145ZM144 156V157H145ZM159 156V155H158ZM238 156V155H237ZM9 157V156H8ZM22 157H24V155L22 156ZM27 157V156H26ZM29 157V156H28ZM36 157V156H35ZM43 157H45V156H43ZM56 157V156H55ZM66 157V156H65ZM69 157V156H68ZM77 157V156H76ZM81 157V156H80ZM95 157V156H94ZM105 157H106V155H105ZM112 157V156H111ZM134 157V156H133ZM228 157V156H227ZM234 157V156H233ZM1 158V157H0ZM2 158H3V156H2ZM10 158H13V157H10ZM16 158V157H15ZM25 158V157H24ZM33 158V157H32ZM49 158V157H48ZM50 158H52V157H50ZM88 158V159H89ZM93 158V157H92ZM113 158V157H112ZM136 158V157H135ZM138 158V157H137ZM140 158V157H139ZM146 158V157H145ZM163 158V157H162ZM241 159H240V173H239V175H240V181H239V186H241V187H247L246 189H244L243 191H254V189H251V188H248L249 186H247V179H246V177L244 176V174H243V168L245 167V164H244V162H243V160H242V156L240 157ZM16 159H20V157H18V158H16ZM30 159H31V157H30ZM29 159V160H30ZM37 159V158H36ZM36 159H35V161H36ZM53 159V158H52ZM55 159V158H54ZM66 159V158H65ZM78 158H76V160H77ZM87 159V160H88ZM95 159V158H94ZM149 159V158H148ZM168 159H169V157H168ZM235 159V158H234ZM1 160V159H0ZM5 160H6V162H7V160L8 159H6L5 158ZM5 160H4V162H3V160H1L2 162H3V164L5 163ZM12 161V159H9V161ZM25 160V159H24ZM24 160H23V162H24ZM50 160V159H49ZM85 160V159H84ZM100 160H102V159H99V162H100ZM125 161L126 162V158H125V160L124 159H121V161ZM127 160H128V158H127ZM220 160V159H219ZM0 161V162H1ZM9 161H8V164H10L9 163ZM21 162H22V160H20ZM39 161V160H38ZM38 161H36V162H38ZM47 161V160H46ZM70 161V160H69ZM68 161V162H69ZM90 161V160H89ZM104 161V160H103ZM132 161V160H131ZM235 161V160H234ZM22 162V163H23ZM26 162V161H25ZM28 162V161H27ZM51 162V161H50ZM58 162V161H57ZM60 162V161H59ZM71 162V161H70ZM77 162H79V161H77ZM93 162H94V160H93ZM118 162V161H117ZM130 162V161H129ZM154 162H156L155 160H154ZM159 162V161H158ZM13 163V162H12ZM14 163H16L15 161H14ZM31 163V162H30ZM29 163V164H30ZM39 163V162H38ZM46 163V162H45ZM48 163V162H47ZM55 163V162H54ZM92 163V162H91ZM96 163H97V161H96ZM127 163V162H126ZM161 163H163V162H161ZM165 163V162H164ZM218 163V162H217ZM2 164V163H1ZM7 164V163H6ZM6 164H4L5 165V167H4V165H3V167H4V169L5 168H7V166H6ZM7 164V165H8ZM36 163H34V165H35ZM41 164V163H40ZM57 164V163H56ZM60 164H62V163H60ZM64 164V163H63ZM100 164H102V163H100ZM131 164V163H130ZM139 164V163H138ZM155 164H157V163H155ZM221 164V163H220ZM10 165H12V167H13V164H10ZM17 165H19V164H17ZM21 165V164H20ZM90 165H92V164H90ZM89 165V166H90ZM106 165H108V164H106ZM118 165V164H117ZM158 165V164H157ZM160 165V164H159ZM158 165V166H159ZM222 165V164H221ZM224 165V164H223ZM25 166V165H24ZM38 166H40L39 164H38ZM43 166H44V164H43ZM48 166V167H47ZM46 166V168H45V171L43 172V171H41V172H43V174H41L40 175V178H38L37 179V177H35L37 180H35L36 182H35V185L33 184V191H32V193L30 194V197H27V199H24L22 196H17V198L16 199H18V197H19V199H18V201L19 202H23V205H17V204H15V203H17L18 201L13 197V193L10 191V193H8L6 190V186H8V185H5L4 186V188L2 187L4 184H5V182H4V184H2L1 185V183H3V182H1L0 183V217H2V218H4L3 216L7 213V215H8V210H9V208H10V210H11V207L19 214V215H17V213H14V214H16L17 216H16V219L15 220H17V221H13L12 219H13V216H12V219L10 218L9 220H7V218H4V219H1V221H2V224H4L5 225V234H7L8 235V237L9 236H12V239H14L15 240V238L14 237H17L18 239L17 240H19V238H21L22 240H23V243L25 242L26 244H28V246H35V247H38V248H40L41 250H46L45 252H47L48 251V253L50 254V258H52L51 256L52 255H54L55 256V258H58V259H61L63 256H61V258H60V255L61 254H59V253H55L54 252V250H53V248L52 247H50L51 245H49V248L48 247H45V246H43V243L41 242V236H40V234H41V229H42V226H43V223H44V221H45V218L47 217V215L55 208V199H54V193H53V191H52V186H53V183L55 182V180L56 179H61L63 176H66V174H67V170L69 169V167H68V165H65V167H63V169L62 170H56V166H54L53 165V163L51 162L50 164L48 163V165ZM94 166H96V165H94ZM102 166H105V164L104 165H102ZM119 166V165H118ZM121 166V165H120ZM12 167H9V168H12ZM15 167H16V165H15ZM20 167H22V165L20 166ZM28 167V166H27ZM30 167V166H29ZM32 167V166H31ZM98 167V166H97ZM96 167V168H97ZM44 168V167H43ZM80 168H82V164L80 165V166H77V167H74V169H77V170H79ZM101 169H103L102 167H100ZM106 168V167H105ZM17 169V168H16ZM18 169H19V167H18ZM23 169V168H22ZM26 168L24 167V170H25ZM35 169V168H34ZM39 169V167H37V170ZM99 169V168H98ZM100 169V170H101ZM145 169V168H144ZM152 169V168H151ZM215 169V168H214ZM2 170V169H1ZM0 170V172H2ZM6 170V169H5ZM4 170V171H5ZM11 169H9V171H10ZM23 170V171H24ZM32 170V169H31ZM40 170V169H39ZM43 170V169H42ZM99 170V171H100ZM104 170V169H103ZM153 170H154V168L152 169V172H153ZM199 170V169H198ZM3 171V172H4ZM22 172V174L23 173H25V174H29V173H26V172H23V171H21V170H18V172ZM28 171H29V169H28ZM85 171V170H84ZM12 172H13V170H12ZM17 172V170H15V173ZM19 172V174H21ZM34 172V171H33ZM39 172V171H38ZM79 172V171H78ZM97 173H98V171H96ZM95 172V173H96ZM101 172V171H100ZM100 172H99V174H100ZM151 172V171H150ZM15 173L12 175V176H14V177H16V175H15ZM32 173V172H31ZM35 173H36V171H35ZM226 173V172H225ZM5 174V173H4ZM6 174H7V172H6ZM8 174H10V172L8 173ZM12 174V173H11ZM18 174V173H17ZM38 175H39V173H37ZM222 174V173H221ZM228 174H229V171H228ZM95 175V174H94ZM110 175V174H109ZM194 175V174H193ZM1 176V175H0ZM12 176H8L7 178H9V177H12ZM18 176H20V175H18ZM24 177H25V175H23ZM28 176V175H27ZM30 176V175H29ZM36 176V175H35ZM98 176V175H97ZM211 176H213V175H211ZM3 177V176H2ZM2 177H0V178H2ZM14 177H12V178H14ZM22 177V176H21ZM21 177H17V178H15V179H20ZM96 177V176H95ZM192 177V176H191ZM30 178L32 179V175L30 176ZM67 178V177H66ZM4 180H5V178H3ZM10 179V178H9ZM26 179V178H25ZM29 179V178H28ZM27 179V180H28ZM31 179H30V181H31ZM91 179H92V177H91ZM142 179H144V178H142ZM215 179V178H214ZM3 180V181H4ZM11 180H13V179H11ZM22 181H23V178L21 179ZM218 180V179H217ZM15 181H17V180H15ZM15 181H14V183H15ZM57 181V180H56ZM62 181V180H61ZM96 181V180H95ZM10 182V181H9ZM92 182V181H91ZM91 182H88V183H91ZM12 183H13V181H12ZM26 183H27V181H26ZM29 183V182H28ZM34 183V182H33ZM215 183V182H214ZM10 184H11V182H10ZM16 184H18V182H16L15 183V185ZM21 184V183H20ZM61 184V183H60ZM27 185V184H26ZM31 185V184H30ZM71 185V184H70ZM211 185V184H210ZM13 186H14V184H13ZM67 186V185H66ZM83 186V185H82ZM84 186H86V185H84ZM83 186V187H84ZM190 186V185H189ZM237 185H235L234 187H236ZM15 187V186H14ZM19 187V186H18ZM17 187V188H18ZM32 187V186H31ZM8 188V187H7ZM16 188V189H17ZM21 188H23L22 187V185H21ZM6 189V190H5ZM11 189V188H10ZM9 188H8V190H10ZM20 189V188H19ZM26 189H28V188H26ZM25 189V190H26ZM54 189V188H53ZM61 189V188H60ZM84 189V188H83ZM82 189V190H83ZM188 189V188H187ZM218 189V188H217ZM81 190V191H82ZM219 190V189H218ZM217 190V191H218ZM233 190H234V188H233ZM17 191V190H16ZM15 191V192H16ZM19 191V190H18ZM80 191V190H79ZM211 191V190H210ZM28 192H30V190L28 191ZM60 192H61V190H60ZM255 192V191H254ZM24 193H26V192H24ZM65 193V192H64ZM211 193V192H210ZM219 193V192H218ZM220 193H221V191H220ZM232 193H234V192H232ZM250 193V192H249ZM253 193V192H252ZM196 194V193H195ZM234 194H236V193H234ZM243 193H241V195H242ZM245 194V193H244ZM251 194V193H250ZM258 194V193H257ZM63 195V194H62ZM223 195V194H222ZM238 195V194H237ZM262 195V196H261ZM261 195H259L258 197L260 198V199H262L263 201H264V195L263 194H261ZM15 196V195H14ZM15 196V197H16ZM25 196V195H24ZM29 196V195H28ZM239 196V195H238ZM245 196V195H244ZM61 197V196H60ZM65 197V196H64ZM29 198V199H28ZM58 198V197H57ZM206 198V197H205ZM62 199V198H61ZM142 199V198H141ZM58 201L57 202H59V198L57 199ZM83 200L84 201H86V196L83 198ZM197 200V199H196ZM198 200H199V198H198ZM15 201V202H14ZM26 201H28L29 203H27L26 204ZM119 201V200H118ZM18 202V203H19ZM22 204V203H21ZM112 204H113V202H112ZM183 207V206H182ZM114 208V207H113ZM175 210V209H174ZM13 210H12V213L11 214H13ZM201 213V212H200ZM50 215V214H49ZM199 217V215L197 216V218ZM15 218V217H14ZM18 218V219H17ZM161 219V218H160ZM178 220H179V218H178ZM181 220V219H180ZM1 221H0V223H1ZM165 222V221H164ZM177 222V221H176ZM182 222V221H181ZM198 222V221H197ZM183 223V222H182ZM154 224V223H153ZM165 225V224H164ZM2 226V225H1ZM160 226H161V224H160ZM163 226V225H162ZM182 226V225H181ZM184 226V225H183ZM2 228V227H1ZM0 228V229H1ZM198 228V227H197ZM201 228V227H200ZM201 229H203V228H201ZM243 229H244V227H243ZM214 230V229H213ZM251 230V229H250ZM143 231V230H142ZM6 235V236H7ZM161 235V234H160ZM253 236V235H252ZM195 237V236H194ZM193 237V238H194ZM146 238V237H145ZM171 238V237H170ZM16 240V241H17ZM192 240H195V239H192ZM253 241V240H252ZM251 241V242H252ZM264 243V242H263ZM21 245H24V244H21ZM27 246V247H28ZM26 247V246H25ZM31 248V247H30ZM27 249V248H26ZM167 250V249H166ZM167 251H170L169 249L167 250ZM169 254V253H168ZM43 255L45 256V255H48L47 253L46 254H44L43 253ZM174 255V254H173ZM53 256V257H54ZM164 256V255H163ZM77 257V256H76ZM54 258V259H55ZM66 258V257H65ZM170 258V257H169ZM62 261H63V263L65 262V264L67 263V264H71V261L70 260H68V258L67 259H61ZM84 260V259H83ZM52 261H56V260H53V258H52ZM61 262V261H60ZM79 263V262H78ZM144 263V262H143ZM53 264V263H52ZM55 264V263H54ZM177 264V263H176Z\"/></svg>",
	"mask_w": 264,
	"mask_h": 264
},
{
	"label": "water",
	"instance_id": "water-1",
	"mask_svg": "<svg viewBox=\"0 0 264 264\" xmlns=\"http://www.w3.org/2000/svg\"><path fill=\"white\" fill-rule=\"evenodd\" d=\"M45 5V0H0V9H2L3 11L10 10L15 12V14L19 16L25 15L33 16L36 18H44L43 16L45 15V13H47L45 10ZM8 17L10 16H7L6 18ZM39 29L41 30V28ZM202 153L203 151H201V155ZM231 164L229 174L227 175L228 178L225 175L219 177L218 179V189L227 198L224 201L221 200L220 203H218L219 205H215L213 209V211L219 216V221L222 225V229H215L211 233L212 235H210L209 238V241L211 243L201 252L193 250L191 252V255L188 256V259H185L188 262H191L193 264H222L220 263V260L226 259V256L221 253L220 255L222 256V258L215 257L213 248L215 250L217 246L222 242H230L233 246V249L238 250H234L233 253L235 257L227 258L226 262L231 259L232 261H234L233 264H253L252 252L247 253L246 251H251L252 249L254 252V247H250L249 249L245 250L241 247H249L248 242L245 243L246 237L244 236H246V231L250 229H254V231L259 230V226L264 227V201L256 195L249 194L246 196H237L232 193V188L240 181L239 157H236L235 161ZM221 203H223V206H221ZM215 204L217 203L215 202ZM225 207H227L228 209H226ZM239 223L245 224V229L237 230ZM233 229L237 231L234 232ZM198 236L202 238L203 242H205L206 238L203 239L202 233H198ZM226 262H224L223 264H227Z\"/></svg>",
	"mask_w": 264,
	"mask_h": 264
}]
</instances>
